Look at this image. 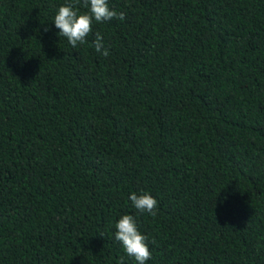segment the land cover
<instances>
[{
  "label": "trees",
  "instance_id": "obj_1",
  "mask_svg": "<svg viewBox=\"0 0 264 264\" xmlns=\"http://www.w3.org/2000/svg\"><path fill=\"white\" fill-rule=\"evenodd\" d=\"M71 2L0 0V264H137L123 215L146 264H264V0H108L76 48Z\"/></svg>",
  "mask_w": 264,
  "mask_h": 264
},
{
  "label": "clouds",
  "instance_id": "obj_2",
  "mask_svg": "<svg viewBox=\"0 0 264 264\" xmlns=\"http://www.w3.org/2000/svg\"><path fill=\"white\" fill-rule=\"evenodd\" d=\"M80 0H72L71 3L65 4L58 9L54 18V24L59 29V36L66 37L73 48L87 42L86 38L92 34L93 23L109 22L117 17V13L111 10L108 0H83L84 7L89 11L80 14L77 5ZM119 19L124 20V13L119 14ZM45 31L49 29L45 28ZM97 53L107 57L108 50L103 43V37L97 32L94 41ZM130 200L139 212L148 213L155 217L157 215L158 201L149 193L137 195L132 193ZM227 200V197H225ZM116 240L119 241L126 254L137 262V264H146L151 259V252L146 243L147 237L140 233L136 221L132 215H123L116 224ZM120 264H123L121 259Z\"/></svg>",
  "mask_w": 264,
  "mask_h": 264
}]
</instances>
